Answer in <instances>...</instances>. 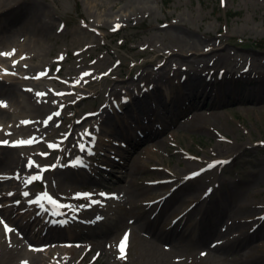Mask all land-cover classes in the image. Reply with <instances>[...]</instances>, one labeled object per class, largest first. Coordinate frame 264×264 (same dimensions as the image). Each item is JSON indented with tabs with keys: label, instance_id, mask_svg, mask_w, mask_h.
Segmentation results:
<instances>
[{
	"label": "rangeland",
	"instance_id": "rangeland-1",
	"mask_svg": "<svg viewBox=\"0 0 264 264\" xmlns=\"http://www.w3.org/2000/svg\"><path fill=\"white\" fill-rule=\"evenodd\" d=\"M122 1L124 2V0H46L51 7L49 13L62 32L54 30L47 40L40 41L45 53L41 63L45 71L55 73L59 69L57 76H71L72 80L75 77L74 74L78 70H83V66L89 63L99 64L102 71L99 73L101 77L97 82L83 85L79 90L81 93L90 94V97L78 102L74 95L61 96L53 110V113H60L58 124L49 128L50 133L47 136H42V144L34 147L33 150H27L26 154L35 161L39 169L54 164L59 165L54 167L58 169L66 164L67 157L80 156L79 148L71 149L66 146L67 144L59 148H50L48 145H59L56 140H62L68 136L67 128L74 121L93 117L101 111L108 103L112 82L120 81L122 77L133 73L138 63L153 60L154 65L162 64L163 59L154 58L155 51L147 50L150 48L148 46L145 50L141 48L138 51L132 50V46L140 45L133 37V32L147 28L150 24L159 27L169 20L170 14L183 12L185 18H193L194 28L198 34H223L226 36L225 41L231 44L229 47L232 52L223 68L230 73L228 77L232 79L227 77L217 79L216 84L210 83L209 86L203 81L197 82L195 83L197 88L202 90L201 87L205 85L215 91L231 90V93L225 99H220L216 105H200L196 108L198 111L205 109L217 111L216 117H209L207 120L201 118L186 120V117L193 112L192 109H188L191 101L186 100L187 106L180 116L167 122L163 127L160 126L158 132L151 137L140 138L139 136L137 142L130 141L124 147H119L118 152H129L130 156L137 155L142 160L148 161L149 165L157 164L166 169L179 170L183 167L178 171V175H183L187 170H196L199 175L195 176L194 182L190 184H194L193 189H196L198 194L204 193L200 198L203 199L200 207L206 208L203 217L215 220L213 226L215 232L200 243L194 239L195 236L185 234L179 241L172 242L168 249L161 248L159 240L148 234L149 229L140 228L136 221L140 212L155 201L152 196L156 189L148 190L147 188L156 185L150 186L160 172L145 167L130 173L127 177L130 183L122 187L119 203L117 196L112 195V189L105 191L102 186L105 185L104 179L110 177L111 172L121 175L120 167L115 161H111L110 165H105V168L96 174L102 180L100 182L94 179L80 182L68 178L54 188V195L60 199L59 204L71 206L60 212L67 218L89 223L91 217H94V214L91 215L94 211L92 207L83 206L89 203V199L77 198L76 193H91L92 200H98L102 197L100 193H106L108 196L105 197L111 204H120L118 213L124 215L123 223L117 224L114 232L100 238H93L95 234L93 228L84 229L90 233L76 230L71 238L68 240L64 238L66 242L74 244L68 255L69 264H264V218H262L264 217V101L251 103L247 100H237L235 95L238 91L256 89L259 86L264 89L262 79L264 75L243 70L246 61L242 62L241 60L245 58L240 56L242 53L264 56V43H262L264 42V0H224L223 3L222 0H152L151 14L145 18L129 21L115 40L104 37L105 31L102 29L96 30L98 35L103 36L102 38L81 29L84 23L90 24V18H96L92 16L93 14L96 15L105 7L108 8L113 2ZM116 27L113 26L112 29ZM101 41L110 45L112 53L106 54L101 47ZM161 41L170 45L176 43V38L173 33L165 32L162 33ZM257 42L261 43L258 47ZM11 43L8 40L0 41V53H6L12 46ZM38 61L41 60L38 59ZM110 61L112 64L109 66ZM109 67L113 68L110 73H108ZM254 67L255 70L259 69L257 66ZM149 68L153 69L152 66ZM242 75L245 76L240 77ZM175 82L172 81L173 87L168 88L167 92L160 97L162 102L173 95L172 91H175V88L187 85V82L182 86ZM205 90L208 92L207 89ZM194 100L198 103V99ZM24 112L26 110L22 109L19 115ZM16 132V135L21 133L18 130ZM89 137L87 135L86 138L89 139ZM84 138L85 136L81 142L79 140L80 144H83ZM217 144L219 155L215 156L218 158H214L210 153ZM73 146L77 147L78 144ZM235 147L237 149H234ZM44 152L48 155H40ZM231 152L235 154L230 159H226L227 163L224 166L207 167L213 158L222 160ZM31 153L36 156H31ZM98 164L101 165V162ZM187 164L189 166L185 168ZM3 169L4 166H0V171ZM75 173L85 175L82 169H76ZM0 174L5 173L0 172ZM40 174L42 178L37 180L40 184L36 180L33 181L28 186L29 191L35 194L39 192L50 194L47 189L52 187L51 184L56 181L57 174L54 172ZM13 176L16 178L17 174L14 173ZM166 178L177 179L172 174H167L161 177V180ZM216 179L222 186L220 185L213 194H210V186ZM163 186L159 188V191L172 192L175 188V185L169 188ZM189 186V183L185 182L182 188H179L177 195L174 193L168 195L169 199H177L179 194L186 199L190 198ZM229 188L231 194L228 192ZM221 199L227 205H225L223 216L219 218L217 210L218 207L223 206ZM107 204L109 203L105 202L104 207H107ZM157 206L159 202L155 204V208ZM257 206L262 208H256ZM170 209L171 205L168 210ZM169 212L166 207L162 209V217L156 221L158 227L170 221ZM192 213L187 215L185 222L187 225L196 220V216ZM250 218L251 222L247 223ZM109 221L108 218L107 223ZM106 226L102 225L96 229H104ZM184 227V223L176 226L178 229H184ZM125 233L128 234L127 246L124 258H120L118 244ZM18 236L23 237V234L19 233ZM5 237L6 234L3 235V238ZM220 243L223 244L220 250L211 249V247L220 246ZM98 254L99 257L96 260ZM50 263L49 261L45 264ZM40 264L44 262L41 261Z\"/></svg>",
	"mask_w": 264,
	"mask_h": 264
},
{
	"label": "bare ground",
	"instance_id": "bare-ground-1",
	"mask_svg": "<svg viewBox=\"0 0 264 264\" xmlns=\"http://www.w3.org/2000/svg\"><path fill=\"white\" fill-rule=\"evenodd\" d=\"M152 4V0L113 2L108 8L105 7L96 15L93 14L92 16L96 18H90V24L84 23L81 29L95 34L96 37H111L115 40L129 21L141 17L145 18L151 14V11H153ZM50 9L51 7L46 3V0H0V41L8 40L12 42V46L9 47L6 53H13L10 56L0 55V101L4 102V105L0 106V141H9V144L0 143V166H4L3 171L0 172L5 173L4 175L0 174V177H3V179H0V221H2L0 222V264H24V262L26 264H40L41 261L44 264L49 261L50 264H69L68 255L74 244L65 240L71 238L75 233L74 231L90 233L84 229L93 228L95 233L93 238H100L114 232L117 224H122L124 220V215L118 213L120 204H111L105 196H102L97 200L100 203L91 205L94 210L91 213V215L94 214V217H91V222L83 223L74 218H61L59 216V221L62 223L53 227L48 224L47 219L57 216V212L52 209L55 206L44 197H41L40 203L29 202L41 196L40 193L28 192V196L23 195L28 186L26 183L27 177L39 171V168L35 166L32 168L26 167L29 158L26 151L33 150L34 147L42 144V136H47L50 133L49 128L56 126L60 117L53 116L47 124L44 121L53 114V110L60 101L61 96L74 95L78 102L90 97V94L81 93L79 90L82 89L83 85L97 82L101 77L99 73L102 71L99 64L89 63L87 66H83V70H78L74 74L73 80L71 76L54 75L58 71L55 73L45 71L43 64H41L44 60L42 56L45 53L40 41L47 40L54 30L55 32H62L54 23L49 13ZM117 25L118 27L113 30L112 27ZM97 29L105 31L103 36L97 34ZM165 32L173 33L176 43L167 45L162 42V33ZM133 37L137 39L140 45L132 46V50L138 51L139 48L145 50L148 46L150 48L147 50L155 51L154 58L163 59L162 64L154 65L152 64L153 60L143 61L138 63L133 73L122 77L120 81H113L107 105L93 117L82 118L69 125L67 128L68 136L62 140H56L59 146L62 147L67 144L66 146L71 149L79 148V146L74 147L73 145H77L81 139L80 134H83L85 129L91 132L97 128L99 132L102 131L101 136L97 138V142L101 140L99 142L101 149L98 152L101 155L113 157L108 143L112 144L113 142L115 145H122L123 142L120 139L115 141L113 134L104 137L103 135L111 131L107 126L111 125L112 127L113 123H117L115 133H125L130 127L138 126L144 119L142 125L132 130L133 132L140 131L131 139V143L135 140L137 142L139 136L140 138H149L158 132L160 126L163 127L167 122L180 116V113L187 106L186 100L191 101L188 109L193 110L186 117V120L192 118L207 120L209 117H216L217 111L215 110L198 111L196 108L200 105H216L220 99H225L231 93V90L214 92V90L205 86H209L212 81L218 78L227 77L232 79L228 77L230 73L223 68V65L230 58V52H232L229 47L231 46L230 42L224 39L225 35L219 33L198 34L194 28L193 18L187 19L184 13L181 12L170 14L169 20L164 25L158 27L150 24L147 28L134 31ZM101 47L106 54L112 53L110 45L105 41H101ZM240 56L245 58L241 60L242 62L246 61L243 70H255L254 66H257L259 69L255 70L254 73L264 75V56H251L244 53ZM38 59L41 61H38ZM14 61L16 63H13ZM32 61L34 62L32 63ZM108 64L110 66L112 62L110 61ZM149 66H152L153 69H150ZM111 71H113V68L109 67L108 73ZM42 72H46L47 75L41 76L39 79L34 78ZM85 72L91 75L82 77V73ZM262 79L264 80V78ZM172 81H176L181 86L187 82V85L182 86V88H175V91H172L173 95L162 102L160 97L164 92H167L168 88L173 87ZM201 81L205 84V87H201L202 90L197 88L195 84ZM56 86L58 88H55ZM28 89L32 91H28ZM37 93H43L44 95L37 96ZM57 93L64 94L57 95ZM235 95L237 100H247L251 103L264 101V89L261 86L256 89L238 91ZM123 97L129 100L123 102ZM194 99H198V103H195ZM22 109H25L26 112L19 115V111ZM22 121H31V123L22 124ZM16 130L21 132L20 135H16ZM30 137H35L37 142L16 147L11 146L13 141L27 140ZM218 144L210 153L214 158H218L215 156L219 155V151H217ZM104 145L107 146L104 148ZM106 148L107 151H105ZM234 149H237V147ZM234 154V152H231L222 160L213 158L211 163L221 161V163L214 164V167L216 165L224 166L227 163L226 159H230ZM30 155L36 156L33 153ZM117 156L119 160L115 163L120 167L121 175L118 176L111 172L110 177L104 179L105 185L102 186L105 191L112 189L119 203L122 196V187L128 186L130 183L127 180L130 173L132 174L134 170L137 171L145 167L160 172L156 175V180L153 181L156 185L147 188L148 190L156 189L152 196L155 201L140 212L136 221L140 228L149 229L148 234L159 240L161 248L168 249L172 242L179 241L185 234L195 236L194 239L198 240V243L204 242L207 237L214 234L215 220L210 219V217H203L206 208L200 207L203 200L200 198L204 193L198 194L196 189H193L194 184H190L194 182V176L188 175V173L194 172V170H187L183 175H178V171L183 167L175 170L162 168L161 165L157 164L149 165L148 161L142 160L137 155L130 156L129 152L124 151L123 153L119 152ZM71 159L67 160L70 161ZM188 166L187 164L185 168H188ZM76 169V166H71L69 163L58 169L48 168L45 173L54 172L57 174L56 181L51 184V188H48L49 195L54 197V188L60 186L64 179H76L80 182L93 179L94 181H102L96 175L76 174ZM14 173L18 175V179L13 177ZM167 174H172L177 179L166 178L161 180V177ZM180 179L182 180L178 184ZM185 182L190 185V191H188L190 198L186 199L179 194L177 199H169L168 195L173 193L177 195L179 188H182ZM163 185L167 188L175 185V188L172 192L159 191V188L164 187ZM220 185L221 182L218 179L214 180L209 193L213 194ZM150 186H152V182ZM228 192L231 194L230 188ZM8 193H12V195H8ZM17 200L20 203H15ZM222 201L223 206L218 207L217 210L219 218L223 216L225 205H227L224 200ZM105 202L109 203L107 207H104ZM157 202H159V206L155 208ZM170 205L171 209L168 210ZM164 207L167 208V211H170L171 218L169 222H165L158 227L156 221L161 219ZM212 208L216 210V208ZM256 208L262 207L257 206ZM192 211L197 213L196 220L187 225L185 223L187 215ZM104 212L110 216V221L104 229L97 230L96 228H99L100 224L96 218ZM43 216H47L44 222L41 219ZM250 222L251 218L247 220V223ZM180 223H184V229L176 228L177 224ZM5 224L13 231L6 233ZM4 232L6 234L5 238H3ZM19 233L23 234V237L18 236ZM64 238L66 239L64 240ZM165 242H170V244H165ZM222 246L223 244L220 243V246L211 247V249L220 250ZM33 249H43V251H34ZM98 257L99 255H97L96 260Z\"/></svg>",
	"mask_w": 264,
	"mask_h": 264
},
{
	"label": "snow or ice",
	"instance_id": "snow-or-ice-1",
	"mask_svg": "<svg viewBox=\"0 0 264 264\" xmlns=\"http://www.w3.org/2000/svg\"><path fill=\"white\" fill-rule=\"evenodd\" d=\"M224 2V0H222V3ZM118 27V25H117ZM115 30V29H113ZM14 52V50H13ZM13 53H0V55H12ZM13 63H16L15 61ZM95 63V62H93ZM59 71V69H57ZM47 75L46 72H42V73H39L36 77V79H39L41 76H45ZM91 75L90 73L88 72H85V73H82V77L84 76H89ZM26 79L28 77H25ZM86 82V81H85ZM77 83H79V81H77ZM28 91H32L31 89H28ZM64 93H57V95H63ZM41 95H44L43 93H37V96H41ZM53 103H55V101H53ZM74 103V101H73ZM4 105V102L3 101H0V106ZM60 113L59 112H55L53 113L52 115L48 116L47 119L44 121L45 124L48 123V121H51L53 116H59ZM22 124H28V123H31V121H22L21 122ZM83 135H91V133L88 132L87 129L84 130V133ZM83 138V136H82ZM36 138L35 137H30L29 139L27 140H17V141H13L11 142V146L13 147H16V146H21V145H25V144H32V143H36ZM0 143L2 144H9V141H0ZM78 146L79 148L81 149V151H84L85 150V146L83 144H80L78 142ZM48 147L52 148V147H59V145H54V144H49ZM88 152L89 154H91V149H88ZM40 155H43V156H47L48 153L47 152H44V153H40ZM218 163H221V161H216L214 163H209L207 165L208 168H212L214 167V164H218ZM69 164L71 166H80L83 164V160L80 158V157H77L75 160H72L69 162ZM39 167L38 165H36L35 161H33L31 158L28 159V163L26 165V167H29V168H32V167ZM59 165H49V166H45L43 168H40V171L37 173V174H34V175H31V176H28L27 179H26V183H32L33 181L35 180H39L42 178L41 174L42 172L46 171L48 168H52V167H57ZM201 171H204V169H201ZM191 175L195 176V175H199L198 172H194L192 173ZM16 178H19V177H16ZM0 179H3V177H0ZM8 195H12V193H8ZM24 196H28L29 193L28 192H24L23 193ZM99 195L101 196H108V194L106 193H100ZM113 196L115 194H112ZM75 196L77 198H80V197H84V198H88L89 199V203L87 205H83V206H87V207H91L92 204H97V203H100V201H97V200H92L90 199V197L92 196L91 193H76ZM41 197H44V198H47L48 202L53 204V206H59L58 205V202L53 200L50 196H48L47 193H42L41 196H38L36 198V200L34 201H29L30 203H40V200H41ZM15 203H20L19 201H16ZM65 207H71L70 205H66ZM264 218V217H262ZM97 220H101L103 219L102 217H97L96 218ZM2 222V221H0ZM5 226V231L6 233L9 232V231H13V229H11L7 224L4 225ZM127 239H128V234L125 233L124 236L121 238L119 244H118V248H119V251H120V258H124V254H125V248H126V242H127ZM31 248V246H30ZM34 251H43V249H33ZM99 255V254H98ZM24 264H26V262H24Z\"/></svg>",
	"mask_w": 264,
	"mask_h": 264
},
{
	"label": "trees",
	"instance_id": "trees-1",
	"mask_svg": "<svg viewBox=\"0 0 264 264\" xmlns=\"http://www.w3.org/2000/svg\"><path fill=\"white\" fill-rule=\"evenodd\" d=\"M262 43H264V42H262ZM260 44H261V43L257 42V47H258Z\"/></svg>",
	"mask_w": 264,
	"mask_h": 264
}]
</instances>
